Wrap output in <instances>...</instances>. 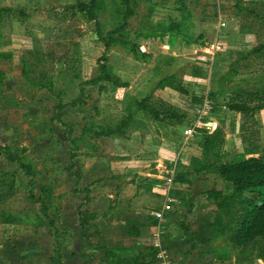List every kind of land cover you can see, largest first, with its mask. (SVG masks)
<instances>
[{"label": "rangeland", "instance_id": "374dc122", "mask_svg": "<svg viewBox=\"0 0 264 264\" xmlns=\"http://www.w3.org/2000/svg\"><path fill=\"white\" fill-rule=\"evenodd\" d=\"M90 1L0 0V7L6 6L15 14L8 11L0 21V147H9L15 155L10 160L9 152L0 148V193H6V198L0 200V212L18 218L13 223H4L0 218V264H54L52 258L57 257L58 251L63 264H97L104 253L103 247H121L117 254L125 258L143 252L151 237L146 234L142 244L121 241L125 228L120 223L103 227L111 207L102 213L93 208V196L100 195L101 185L109 184L107 165L120 172L117 177L121 181L116 180L114 185L121 188L132 173L126 170L128 164L116 161L144 149L141 143L146 134H149L147 141L156 138V134H164V145L178 149L184 141L185 127L200 110V104L193 105L191 97L204 96L205 89H214L215 103L209 99L214 116L221 121L231 119L233 113L228 105L232 103L264 107V0L247 4L239 0L236 19L231 20L232 15L225 13L221 16L225 22L221 28H217L220 10L214 0H130L128 7L133 14L125 20L121 32L116 29L122 23L119 12L122 0H95L94 19L88 18ZM182 2L192 12L189 39L211 45L216 39L229 38L234 42L227 48L228 54L233 55L227 59L233 61L232 66L226 63L224 66L225 51L219 47L207 52L209 55L203 60L199 58L202 47L195 43L188 45L178 40L174 48L165 47L166 35L163 39L160 33L164 26L180 17L176 8ZM81 4L85 5L84 9L80 8ZM98 32L115 37L108 50L99 40ZM239 32L253 33L256 46L242 48L235 43ZM130 41L137 43L140 53L148 56L131 53L127 44ZM253 47L260 50L250 53ZM212 54L213 63L208 59ZM103 55L106 59H102ZM99 62L106 63L109 72L126 85L89 83L98 75ZM195 68L201 71L200 76L191 74ZM166 75H173L166 81L171 85L157 87ZM173 85H182L191 92H172L171 89H176ZM142 98L149 109L162 114L160 119L136 111L133 121L127 123L128 108L133 109L134 100ZM171 108L176 109L174 114L178 118L173 134L169 133L172 128L168 125L172 122L166 118ZM122 121L124 125L120 128ZM222 126V122L218 123L215 130L220 143L216 139L213 149L206 151V159L213 161L215 154V160L223 161L249 155L264 157V127L250 126L247 135L244 133L250 135L248 141L240 140L243 133L237 131L224 144ZM256 131L259 138H255ZM73 138L78 139L76 144L72 143ZM190 141L200 146L204 137L199 134ZM151 146L138 157L150 155ZM22 161L31 165L32 175L26 174ZM201 161L203 153L199 163L180 153L171 166L174 175L171 194L178 200L177 208L182 213L170 230L166 227L164 239L165 247L173 249L174 264H193L189 258L196 255L206 259L213 255L219 264H264L261 240L249 248H235L230 242L233 230L219 232L216 223L219 209L207 192L215 187L229 193L230 187L216 174L215 166L204 167ZM134 167L141 165L135 163ZM197 169L210 174L209 184L197 181ZM178 176L187 182L180 183ZM187 203L191 204L190 218ZM85 210L95 215L87 216L83 232L79 217ZM180 223L195 233V237L203 239V243L211 244L199 246L202 242L196 238L195 247L184 251L189 240ZM100 229L105 237H101ZM170 231L179 232L181 250L173 248ZM213 244H216L214 248H203Z\"/></svg>", "mask_w": 264, "mask_h": 264}, {"label": "crops", "instance_id": "0c3cea01", "mask_svg": "<svg viewBox=\"0 0 264 264\" xmlns=\"http://www.w3.org/2000/svg\"><path fill=\"white\" fill-rule=\"evenodd\" d=\"M216 1L218 4L217 5L218 10H220V13L218 11L219 22H218L217 28H221V26H224L223 24H225L221 16L226 15L225 13H228V14L230 13V15H232V17H230V19L232 18L231 20L236 19L234 14H236L235 12H237V8L239 7L237 3L239 2V0H214V3ZM243 1H244V4H247V2H251L254 0H243ZM183 4L184 2H182L181 6L179 5V7H177L176 10H178L180 14H185V17L184 18L178 17L174 19V21H176V24H177L176 25L177 28L176 27L175 28L177 30L181 29L182 32L181 33L177 32L173 34L167 33L165 39L163 36L162 38L167 44L165 45V47H168L169 49L174 48L176 41L178 40H181V41L183 40V42L188 45H190L191 43H195L198 46L202 47L201 48L202 55L201 57L199 56V58H201L200 60H203V58H207V56L209 55L207 54V52L211 53L215 51L216 48L219 47V49L225 51V53L223 54V56L226 57L224 60V66H225V63H226V66L228 64L232 66L233 61H228L227 59L233 55L228 54L229 49L227 48H230V46H233L234 42L230 41L229 38H227L226 40L230 41L231 43L226 40L218 41V39H216L214 43L211 45L197 43L196 41H192L191 39H189L188 31L193 26V23L189 20L191 18L192 12L190 9H188V6H186V4L185 6H183ZM226 7L227 9H225ZM221 11H224V12L222 13ZM237 17H239V15ZM237 38H238L237 42L235 43H238L242 48H246V46H256L257 44L256 38L253 33L241 32ZM222 43H226V44L222 45ZM238 54L239 53H237L236 55ZM208 59H210V62L212 61L211 63H213V61L215 60V59L213 60V54L210 56V58L208 57ZM157 90H161V89H157ZM171 90L172 92H176V93L178 92L179 94H181V92L175 89H171ZM187 90L191 92L190 89H187ZM213 90L214 89H210V90L205 89L204 92L205 91L206 92L204 96L209 98V92L210 93L212 92L211 94H214ZM192 104L198 105L193 102ZM229 111L233 113V115L230 116L231 117L230 120H227V118H224L225 121H221V119L218 120L216 116L214 117L215 122L217 124L222 122V125H223L222 132L224 133L223 134L224 144L226 142L225 140L228 139V136L233 135V138H234V134L237 131L243 133L242 139L240 140L248 141L250 135L244 136V133L245 135H247L246 130H251L250 126H252L253 128H256L259 126L264 127V107L258 110V112H256L253 115H251L250 113L248 114L240 113L234 110H229ZM168 125L172 128L169 130V133H172V134L175 133L176 131L174 130L177 124L168 123ZM148 135L149 134L145 135L146 137H144V140L142 139L143 143H141V145L143 146L145 150L142 148H139L137 151L134 150L135 152H132V155L130 157L125 156V158H122V161H116V163L124 162L125 164H128V168H126V170L127 172L132 173L130 175L131 176L130 179L128 178L126 179L125 177L124 179H126V181L123 182L124 185L121 188L120 186H118V184L114 185V182H116V180L118 183L121 181L119 180L120 177H117V175L120 172H118L116 168L113 169L112 165L108 164L107 165L108 172L110 173L109 178H108L109 184L101 185L102 187H100V191H99L100 195H94L92 199V203H93V208L95 212H98V213H102L104 209L106 210V209H109L110 207L112 209L110 212H108V215L109 214L110 215L104 221L103 227H105L108 224L110 225L118 224L119 225L120 223V227L125 228V231H124L125 237L121 238L122 239L121 241H132V242L141 243V244H142V240H144V236L148 235V238L150 239L152 230H154L158 226L159 221L158 219L154 217V215L152 214V211L161 210L166 205L167 208L164 209L165 219L162 221V226L164 227V231L162 234V244L165 247L164 239L166 236L165 235L166 227L168 230H170L177 216L182 215L181 210L177 208L179 206V204L177 206L178 200L176 199V197H174L171 194V190L173 188L171 189L170 186L174 183L172 182V180L174 181V178H173L174 175H173V170H172L173 164L176 162V159L179 158L180 153L184 155H188L189 159L193 160L196 163H199V160L202 159V151H201L200 146H198L196 143L191 142L189 140L186 141L185 138H184V141L181 142L178 149H175L172 147L171 148L166 147L164 145V142H165L164 134H161V135L156 134L157 137L152 139L153 142L156 141L157 143L158 140L161 142L160 144L154 145L153 142H151L152 140L147 141ZM255 138H259V135H257V131H256ZM150 144H152V146L149 147V148H152L150 149L151 154L138 157V155L140 154L147 153L146 147L149 146ZM141 157L143 158L138 159V160H133V158H141ZM135 163L138 164V166L141 165V167H134ZM203 168L204 167L201 166V169ZM197 171H198V175L196 177L197 181L203 182L205 184H209V182H211V181H208L210 174L202 173L201 170L199 169H197ZM139 174H142V176H140ZM167 179H171V184L168 188L165 187V182ZM106 187H108L109 189L108 191H106L105 189ZM113 189H115V192H113ZM117 192L120 193L119 194L120 197H118V199H115V201H112V198H115V195L117 194ZM148 211H150L151 214H148ZM188 215L190 218L192 216V213L188 212ZM178 225L182 226V223ZM100 235L101 237H105V234L101 229H100ZM184 235L188 237L185 233ZM169 236H170V242H173L172 243L173 248L174 246L178 248L181 242L179 232L177 231L176 233H174L170 231ZM115 243L117 245L120 244L119 242H115ZM188 244H185V247H183L184 251L192 249L190 244L189 245ZM205 244H211V242L209 241L204 242V243L202 242V244H200L199 246L205 245ZM215 246L216 244H213L212 247L203 246V248H214ZM165 248L170 252V255H172L171 252L173 251V249L167 248V247ZM178 249L181 250V247ZM205 254L206 253H204V255ZM210 256L211 257L209 259H206L205 258L206 256L203 258L202 256L199 257V255H196L193 258L190 257L189 260H192L193 264L204 263V262H201L203 260L209 261L210 262L209 264H219L218 262H216L215 258H213V255H210ZM211 259H213L212 262L210 261ZM174 262H175V259H174Z\"/></svg>", "mask_w": 264, "mask_h": 264}, {"label": "trees", "instance_id": "16d2710c", "mask_svg": "<svg viewBox=\"0 0 264 264\" xmlns=\"http://www.w3.org/2000/svg\"><path fill=\"white\" fill-rule=\"evenodd\" d=\"M129 1L130 0H122V7L120 8V13L122 14V23L119 24L116 31L121 32L123 30V24L125 20L133 14L132 9H129ZM91 5L87 7V13L89 19H94L95 15L92 12V5L95 4V0L90 1ZM81 9L85 8L84 4L80 5ZM11 9L2 6L0 7V21L2 20L5 13L10 11ZM12 15L14 11H10ZM20 14V12H19ZM22 14V13H21ZM20 14V15H21ZM24 14V13H23ZM19 15V16H20ZM181 18L185 17V14H180ZM176 22L171 23L163 27L162 32L160 33L161 38L165 36L167 33L173 34L177 32H182V30L175 29ZM177 28V27H176ZM175 30V31H174ZM98 38L103 43V46L106 50L109 49L111 44H113L116 39L113 37V34L103 36L100 32H98ZM126 44V43H124ZM130 45L129 50L131 53L136 54L139 53L140 57H147V53H143L139 51V47L137 43L132 41L127 43ZM204 44V43H203ZM260 50V47H253L250 53H256ZM102 59H106L103 55ZM138 57V55H137ZM201 71L199 68H195L193 73L191 74L194 76H200ZM167 77L161 78L158 81L157 87H165L171 85L166 83V81L173 78V75H166ZM92 84H101L103 82H109L115 87L125 86L126 83H121L115 78L108 70L106 63L99 62L98 64V75L96 77L90 79L88 81ZM175 90L186 93L187 89L184 88L182 85L175 86L173 85ZM212 93V92H211ZM209 92V98L213 101L215 97L214 94ZM208 98V99H209ZM209 99V100H210ZM204 100V96H193L191 97V101L196 104H202ZM214 102V101H213ZM212 103V102H211ZM215 103V102H214ZM134 110L130 106L128 108V113L126 114L125 121L128 123L130 120L133 121V114L136 111H143L142 113H148L152 119H160L159 112H156L155 109H149L146 105L144 98L137 100L135 99L134 102ZM230 110H234L240 113H251L254 109H261L263 107H249V105H245L243 103H232L228 105ZM167 115V121L172 123H177L176 119H178L174 111L176 109L171 108ZM176 112V111H175ZM176 120V121H175ZM124 125V121L121 122L119 127L121 128ZM119 127H117L119 129ZM216 130V129H215ZM211 133H207L203 131L201 133L202 137H204V141L200 144L203 153V166L210 167L215 166L216 174L221 178L223 181L227 182L230 187L229 193H223L220 189H212L208 190V197L213 199L212 202L216 204L217 208L219 209V213L216 216V223H218L219 232H225L227 229H232L233 232L230 236V242L235 248H249L256 241H260L264 243V157L259 155H249L247 157L241 159H235L230 161H223L221 159L215 160L217 155L213 156V161L210 159H206L207 153L206 151L215 146L216 139L218 140L217 143H220V140L217 138L216 131ZM78 139L73 138L72 143H75ZM3 150L9 152L7 155L9 159H14L15 155L10 152L9 147L2 146L0 147ZM22 167L24 168L26 174L32 175L31 165L28 162L22 161ZM8 174V173H7ZM180 183H186V179L180 176L176 177ZM3 180V177H2ZM10 188L12 186V182L8 183ZM8 194V193H7ZM6 198V193H0V200ZM186 212H190L191 204H186ZM95 215V212H90L88 210L80 212V227L82 231L84 226L86 225L88 219L87 216ZM1 221L4 223H13L18 220V218L14 217L12 214L6 211L0 212ZM184 233L188 236V242L191 245V248L195 247L194 239L197 237L195 233L189 232L187 227H184ZM217 228V227H216ZM198 242H202L203 239L197 238ZM121 247H103L104 253L100 257V261L97 264H101L105 262L106 264H157V260L155 257L156 248L148 246L143 249V252L136 253L131 258H125L118 256L117 252L121 250ZM61 253L60 251L57 252V257L52 258L54 264H63L61 261Z\"/></svg>", "mask_w": 264, "mask_h": 264}, {"label": "built area", "instance_id": "2783aa9c", "mask_svg": "<svg viewBox=\"0 0 264 264\" xmlns=\"http://www.w3.org/2000/svg\"><path fill=\"white\" fill-rule=\"evenodd\" d=\"M198 115L194 118V121L189 123L185 127L183 134L186 141L196 138L203 131L211 133L216 129L217 123L214 119L213 107L211 101L204 96L203 103L200 105ZM171 184V179H167L165 187L168 188ZM167 208L165 205L161 210L152 211V214L158 219V226L151 232L150 246L156 248V260L157 264H174L171 258L170 252L162 244V221L164 218V209Z\"/></svg>", "mask_w": 264, "mask_h": 264}, {"label": "water", "instance_id": "95a60500", "mask_svg": "<svg viewBox=\"0 0 264 264\" xmlns=\"http://www.w3.org/2000/svg\"><path fill=\"white\" fill-rule=\"evenodd\" d=\"M142 49H144V48L142 47Z\"/></svg>", "mask_w": 264, "mask_h": 264}]
</instances>
